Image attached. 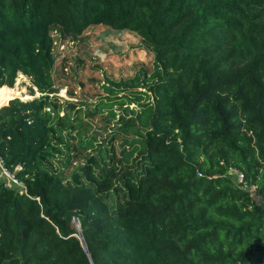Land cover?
Here are the masks:
<instances>
[{
	"label": "trees",
	"instance_id": "1",
	"mask_svg": "<svg viewBox=\"0 0 264 264\" xmlns=\"http://www.w3.org/2000/svg\"><path fill=\"white\" fill-rule=\"evenodd\" d=\"M94 26L140 38L138 71L66 99L56 46ZM19 73L40 95L0 108V264H264V0H0V106Z\"/></svg>",
	"mask_w": 264,
	"mask_h": 264
},
{
	"label": "rangeland",
	"instance_id": "2",
	"mask_svg": "<svg viewBox=\"0 0 264 264\" xmlns=\"http://www.w3.org/2000/svg\"><path fill=\"white\" fill-rule=\"evenodd\" d=\"M56 34L58 35V33ZM60 42L61 41L59 40L55 50L56 56L58 58L56 64V76L57 72L61 73L62 77L60 80H58V82L60 84L63 83L64 88L60 90L59 95L66 99L74 101H83L87 99L82 91V85L79 83L80 78L85 72L87 74H89V72H99L102 76V81L91 80L90 83L92 87H97L101 92L106 93V90L102 86L106 75L114 80H120L121 78L130 77L138 71V67H135V61L138 60H128L129 58L126 54L135 50L136 48H139L137 45L140 44V38L134 37L126 32H116L104 26H94L87 29L85 35L77 41H69L65 44ZM141 53L142 56L145 55V52ZM98 63L101 65H98ZM111 74L113 75L111 76ZM105 82L107 85H110L109 82ZM32 86L33 85L30 77L19 73L16 84L7 94V100L4 105H6V103L8 104V102L14 97L30 99L33 97V92L35 95L39 96L40 92H38L37 88ZM69 87H73L77 90V98H71L68 96L67 89ZM146 89L147 88L139 89L144 93L145 97H147L145 95ZM114 90L115 92H118V95L126 94L123 93V91H128L125 89L118 90L116 88H114ZM130 96L132 98L137 97V95ZM2 97V101L4 102L5 98L4 96ZM87 102L94 104L98 102V99H90ZM134 102L135 103H133L131 107L138 108V103L136 101ZM82 107L86 108L87 106L82 105ZM90 120L93 122L94 127L89 130V133H96L97 135L111 134V128L119 126V124L116 122V119L109 121L110 118H105L100 115L95 116L94 119H89V121ZM102 128H107L108 130ZM130 135L131 134L123 133L120 134V137L123 138ZM230 172L233 174L234 181L237 183L240 182V175L237 174L236 171L234 173L233 170ZM244 187L248 186L245 184ZM254 188L255 187L253 186L251 191H253ZM253 197L259 202V197L256 195L255 191L253 192ZM73 225L81 231L79 220L75 219L73 221Z\"/></svg>",
	"mask_w": 264,
	"mask_h": 264
},
{
	"label": "built area",
	"instance_id": "3",
	"mask_svg": "<svg viewBox=\"0 0 264 264\" xmlns=\"http://www.w3.org/2000/svg\"><path fill=\"white\" fill-rule=\"evenodd\" d=\"M236 173L240 175V182H243L244 175L239 171H236ZM3 177L7 178V180H12L13 182L17 184L22 185L21 182L15 176V174L4 166L3 159L0 157V178H3Z\"/></svg>",
	"mask_w": 264,
	"mask_h": 264
},
{
	"label": "bare ground",
	"instance_id": "4",
	"mask_svg": "<svg viewBox=\"0 0 264 264\" xmlns=\"http://www.w3.org/2000/svg\"><path fill=\"white\" fill-rule=\"evenodd\" d=\"M21 75V74H20ZM5 103H2V105L0 107H2ZM7 104V103H6Z\"/></svg>",
	"mask_w": 264,
	"mask_h": 264
}]
</instances>
